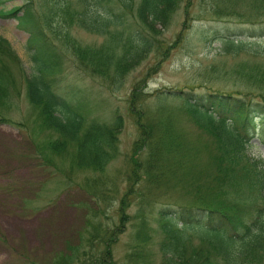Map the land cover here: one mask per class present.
Segmentation results:
<instances>
[{
	"label": "rangeland",
	"instance_id": "1",
	"mask_svg": "<svg viewBox=\"0 0 264 264\" xmlns=\"http://www.w3.org/2000/svg\"><path fill=\"white\" fill-rule=\"evenodd\" d=\"M25 1L0 0V36L9 42L22 69H13L20 94L9 97L6 106L0 108L8 120L0 122V264H55V259L67 261V255L77 251L75 247L78 255L70 264H125L140 227L142 199L137 194L141 193L154 200L153 210L149 214L148 208L146 216L153 228L147 246L154 254L150 264H159V244L164 234L158 227L157 211L166 204L184 203L187 194L184 183H172L167 177L146 192L147 178L153 172L136 167L133 159L141 162L145 158L148 128L158 122L169 124L171 132L182 139L190 169L211 168L219 152L218 139L201 125L192 110L173 97L160 101L156 92L213 79L216 73L229 76L228 72L240 61H258L261 56L255 53L264 52V35H242L255 43L237 55L224 56L218 53L220 43L213 40V34L201 33L212 17L208 4L201 0L191 6V27L181 36L184 11L190 1L183 0L165 28L156 26V44L146 57L112 84L98 66L83 62L86 74L74 64L90 60L88 54L100 49L109 52L114 40L118 44L123 41L121 27L108 26L103 34L91 32L79 25L80 6L75 0H32V8L40 11L46 31L63 50L61 67L53 77L54 88L79 98L85 104L88 120L109 122L115 113L121 115L117 150L103 170L93 172L71 165L69 156H58L40 146L55 133L40 126L39 108L29 102L24 88L25 77L35 73L27 47L29 35L18 26L16 18L6 15L7 10ZM137 1L133 0V6ZM69 2L73 7L65 15L63 10ZM125 20L131 22V16H125ZM162 47L167 51L163 56L158 55ZM224 79L218 81L231 87V78ZM260 130L258 126L257 132ZM39 147L43 153L38 152ZM247 153L264 164V136H253ZM88 182H96L95 187ZM92 194L96 201L91 200ZM87 218L96 226L88 224ZM186 234L192 244L204 245L192 229ZM249 264H264V260Z\"/></svg>",
	"mask_w": 264,
	"mask_h": 264
},
{
	"label": "trees",
	"instance_id": "2",
	"mask_svg": "<svg viewBox=\"0 0 264 264\" xmlns=\"http://www.w3.org/2000/svg\"><path fill=\"white\" fill-rule=\"evenodd\" d=\"M182 1L138 0L133 6V0H75L80 6L82 28L103 34L108 26L121 27L125 39L119 44L114 40L109 52L100 49L89 53L90 60L81 59L80 65L75 63L74 67L89 74L83 64L87 61L98 66L104 78L110 77L112 84L117 83L151 51L156 44V26L165 28ZM32 2L26 0L21 6L7 10L6 15L16 18L18 26L29 35L27 47L35 73L25 77L24 88L29 102L39 108L40 126L55 133L40 146L58 156H69L71 165L93 172L103 170L117 150L115 140L122 126L121 115L115 113L109 122L88 120L85 104L79 98L54 88L53 77L61 67L63 50L46 31L42 15L32 8ZM194 2L190 0L186 4L181 36L191 27ZM201 2L208 4L212 16L201 33L213 34V40L220 43L218 53L237 55L255 43L242 35H264V0ZM72 7L73 2H69L63 10L65 15ZM127 15L131 16V22L125 20ZM166 52L162 47L158 55ZM255 54L261 56L258 61H240L228 72L229 76L216 73L213 79L156 92L160 101L173 97L192 110L201 125L218 139L219 152L213 157L211 168L190 169L182 139L171 132L169 124L158 122L152 129L148 128L145 158L139 163L133 161L146 173L148 169L153 172L147 178L146 192L151 191L155 182L167 177L172 183H184L183 191L187 194L184 203L166 204L157 211L158 227L164 234L159 244L162 255L159 264H249L264 260V166L261 160L247 153L252 137L264 136V52ZM19 61L9 42L0 36V108L6 106L9 97L20 94L13 70L18 67L22 72ZM225 77L224 80L233 81L231 87L226 88L223 81H218ZM6 121L0 113V122ZM41 147L37 150L43 153ZM88 183L91 188L96 185V182ZM137 195L142 199L140 227L125 264H150L154 254L147 242L152 226L146 216L152 212L154 200L147 199L143 193ZM91 200L96 201L95 195L92 194ZM87 222L91 223L90 218ZM188 229L195 231L204 245L192 244L186 234ZM109 239L105 240L106 244ZM75 249L76 252L67 255V261L64 258L65 263L61 258L60 262L55 259V264H70L78 255V247Z\"/></svg>",
	"mask_w": 264,
	"mask_h": 264
},
{
	"label": "bare ground",
	"instance_id": "3",
	"mask_svg": "<svg viewBox=\"0 0 264 264\" xmlns=\"http://www.w3.org/2000/svg\"><path fill=\"white\" fill-rule=\"evenodd\" d=\"M119 153V152H118ZM117 155V154H116ZM118 156V155H117ZM119 157V156H118ZM135 160V159H133ZM136 163V162H135ZM139 163V162H138ZM140 165V164H139ZM137 169V168H136ZM139 169V168H138ZM141 170V169H140ZM140 170H138L140 172ZM151 174V173H150ZM137 176V175H136ZM151 176V175H150ZM145 177V176H144ZM154 178V177H153ZM136 179V178H135ZM144 179V178H143ZM257 186V185H256ZM261 186V185H260ZM263 188V187H262ZM236 189V188H235ZM244 190V189H243ZM259 190V189H258ZM251 191V190H250ZM252 192V191H251ZM254 192V191H253ZM238 193V192H237ZM254 194V193H253ZM257 195V194H256ZM261 196V195H259ZM233 197V196H232ZM235 199V198H234ZM150 203V202H149ZM149 205V204H148Z\"/></svg>",
	"mask_w": 264,
	"mask_h": 264
}]
</instances>
